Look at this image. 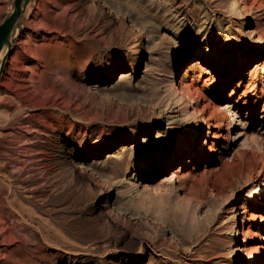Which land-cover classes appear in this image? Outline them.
Returning <instances> with one entry per match:
<instances>
[{
	"label": "rangeland",
	"instance_id": "374dc122",
	"mask_svg": "<svg viewBox=\"0 0 264 264\" xmlns=\"http://www.w3.org/2000/svg\"><path fill=\"white\" fill-rule=\"evenodd\" d=\"M260 242L264 0H28L0 72V264H264Z\"/></svg>",
	"mask_w": 264,
	"mask_h": 264
},
{
	"label": "bare ground",
	"instance_id": "6f19581e",
	"mask_svg": "<svg viewBox=\"0 0 264 264\" xmlns=\"http://www.w3.org/2000/svg\"><path fill=\"white\" fill-rule=\"evenodd\" d=\"M78 5H79V2H78ZM81 10H83V8H80L79 7V11H81ZM244 15L245 14H242V17H244ZM4 53H5V47H3L2 50L0 51V60L2 59ZM224 57H227V56H224ZM236 57L240 58V52L237 53V56ZM213 58L216 59V60L219 59V57H211V58H209V60H213ZM210 63H214V61H212ZM179 84H181V82H179ZM205 108L206 109L209 108L207 104L204 105V106H202V107H200V108H195V109H196L197 113L202 116L203 111H204ZM208 118H211V119H215L216 120L215 121V124H214V128H216V129L219 128L221 126V124L223 123V117H220L219 118V116H215V115H210L209 114ZM205 121H206V119H205ZM196 126H197L196 128L198 129L199 126H200V120L197 121ZM217 133L218 132H214L211 138L212 139H215L217 137ZM193 137H194V135H193ZM202 150H204V148H202ZM246 233H247V235H251L252 232L250 230H247ZM230 235L234 236V238L236 237V234H235L234 231H232L230 233ZM260 239H261V237H260ZM244 241H246V240H244ZM243 249L249 252V261L254 260V259H256L257 256L264 254V244L261 243V242L260 243H253V244H251L248 247L244 244ZM238 256H239V250H238V248L237 247H233V250H232V257H233V259L236 260L238 258Z\"/></svg>",
	"mask_w": 264,
	"mask_h": 264
},
{
	"label": "water",
	"instance_id": "95a60500",
	"mask_svg": "<svg viewBox=\"0 0 264 264\" xmlns=\"http://www.w3.org/2000/svg\"><path fill=\"white\" fill-rule=\"evenodd\" d=\"M27 1L28 0H14L11 12L0 23V51L3 47L6 48V51L1 59L0 72L10 48V37L15 33L17 19L24 11Z\"/></svg>",
	"mask_w": 264,
	"mask_h": 264
},
{
	"label": "snow or ice",
	"instance_id": "6c2138e0",
	"mask_svg": "<svg viewBox=\"0 0 264 264\" xmlns=\"http://www.w3.org/2000/svg\"><path fill=\"white\" fill-rule=\"evenodd\" d=\"M248 194H249L250 196L252 195V193H251V192H249Z\"/></svg>",
	"mask_w": 264,
	"mask_h": 264
}]
</instances>
